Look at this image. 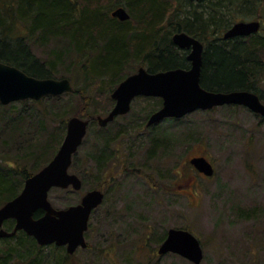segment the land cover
<instances>
[{
	"label": "trees",
	"instance_id": "16d2710c",
	"mask_svg": "<svg viewBox=\"0 0 264 264\" xmlns=\"http://www.w3.org/2000/svg\"><path fill=\"white\" fill-rule=\"evenodd\" d=\"M194 2L208 3L205 10L198 13L192 9ZM119 7L130 14L128 21L112 17L111 13ZM254 8L258 13L255 18L262 24L260 31L249 37L225 40L223 34L233 26L236 14L244 19ZM225 15L230 17L226 23L222 19ZM180 32L206 44L201 76L203 88L213 92L250 91L259 95L264 103L261 88L264 82V0H0L1 62L39 79H54L57 65L65 66L68 55L74 54L77 61L83 58L78 73L85 82L83 91L75 89L74 93L64 95L80 98V106L66 104L63 96L8 106L0 104V207L19 196L25 181L52 160L64 140L70 118L89 120L88 135L92 127L99 126L97 117L108 111L89 110L91 106L97 107L99 93L96 97L94 94L98 85L110 101L114 89L140 67L151 73L188 69L186 52L176 47L172 39ZM39 35L44 45L63 43V49L53 51L44 64L26 43L27 38H39ZM131 63L135 66L127 71ZM156 101L160 107L147 110L146 119L162 107V101ZM56 123L59 126H53ZM110 129L109 125L99 127L93 146L94 167L101 176L108 172L110 163L115 162L118 151L116 142L120 138ZM148 132L150 158L172 153L176 147L173 140L157 132L151 134V130ZM79 151L73 158L72 168L77 166ZM10 152L15 153L11 158ZM185 171L183 168L182 172L174 174L179 173L183 178ZM79 177L83 190L87 188L85 172ZM43 214L37 212L36 218ZM14 225L15 222L9 220L5 228L12 231ZM166 235L160 239L161 243ZM0 242V264H66L70 257L67 253L61 257L45 255L44 247L24 232Z\"/></svg>",
	"mask_w": 264,
	"mask_h": 264
},
{
	"label": "rangeland",
	"instance_id": "374dc122",
	"mask_svg": "<svg viewBox=\"0 0 264 264\" xmlns=\"http://www.w3.org/2000/svg\"><path fill=\"white\" fill-rule=\"evenodd\" d=\"M206 3L194 2L192 9L201 13ZM257 8L244 19L236 14L232 25L257 20ZM222 19L226 23L230 17ZM26 40L43 64L53 51L63 49V43L44 45L41 35ZM78 59L68 55L65 66L57 65L54 70V79L68 78L74 89L83 91L85 82L78 73L83 58ZM134 66L131 63L127 71ZM261 88L264 94V82ZM95 90L98 104L89 110L109 112L115 104L111 95L108 101L99 85ZM62 96L66 104L80 106V98ZM146 99H135L131 112L109 125L120 139L108 172L101 176L94 167L93 146L100 132V126H95L80 148L76 168L71 169L79 176L85 172L87 188L79 192L54 188L49 193L56 209L79 204L98 185L105 194L103 204L90 218L87 248L70 255L66 264H193L176 254H157L160 239L172 228L188 230L200 241L201 264H264V118L244 107L225 106L148 127L147 110L160 106L158 98ZM148 130L176 143L170 155L150 158ZM14 155L9 153L10 158ZM195 157L208 159L215 168L214 176L199 174L190 164ZM183 168V178L179 173L175 176ZM54 246L44 247L45 255L67 253L65 247L56 250Z\"/></svg>",
	"mask_w": 264,
	"mask_h": 264
},
{
	"label": "water",
	"instance_id": "95a60500",
	"mask_svg": "<svg viewBox=\"0 0 264 264\" xmlns=\"http://www.w3.org/2000/svg\"><path fill=\"white\" fill-rule=\"evenodd\" d=\"M201 1V0H194ZM119 21H128L130 14L119 7L111 13ZM261 21L235 23L224 34L225 40L249 37L261 29ZM173 43L181 50L189 51L188 69H173L151 73L140 67L136 73L125 78L112 92L115 106L106 116H98L97 122L105 128L117 117L130 113L132 103L139 97L162 99V107L148 120V127L166 119H182L197 111H209L224 106H241L264 118V104L259 95L250 91L213 92L201 85L204 63V44L180 32L173 36ZM75 91L68 78L39 79L21 69L0 61V104L8 106L21 101H40L46 97H59ZM90 121L72 117L67 122L66 135L52 160L38 173L29 177L22 192L13 200L0 207V240L15 237L24 232L42 246L66 247L69 255L79 248L85 249V233L94 212L101 206L105 194L98 189L87 192L81 202L66 209H56L49 200L54 188L75 191L82 189V180L70 173L74 155L88 134ZM190 164L206 177L215 174L213 164L204 157H195ZM43 216L36 218L37 212ZM15 222L12 231L4 228L5 222ZM176 254L193 264H201L204 258L200 241L190 231L172 228L160 245L158 254Z\"/></svg>",
	"mask_w": 264,
	"mask_h": 264
},
{
	"label": "flooded vegetation",
	"instance_id": "af4514ba",
	"mask_svg": "<svg viewBox=\"0 0 264 264\" xmlns=\"http://www.w3.org/2000/svg\"><path fill=\"white\" fill-rule=\"evenodd\" d=\"M203 44H204V43H203ZM204 45H205V44H204ZM184 52H186L187 55L189 54V51H184ZM188 62H189V61H188ZM189 64H190V63H189ZM114 90H115V89H114ZM139 98H140V97H139ZM143 98H146V97H143ZM113 101H114V100H113ZM114 102H115V101H114ZM114 106H115V104H114ZM112 109H113V108H112ZM112 109H111V110H112ZM111 110H110V111H111ZM131 110H132V108H131ZM127 115H128V114H127ZM125 116H126V115H125ZM120 117H122V116H120ZM120 117H117L116 119H118V118H120ZM149 118H150V117H149ZM116 119H115V120H116ZM148 120H149V119H148ZM112 123H113V122H112ZM147 123H148V122H147ZM147 126H148V125H147ZM151 127H152V126H151ZM199 174H200V173H199ZM201 175H203V174H201ZM203 176H204V175H203ZM99 190H100V189H99ZM101 191H102V190H101ZM102 192H103V191H102Z\"/></svg>",
	"mask_w": 264,
	"mask_h": 264
},
{
	"label": "bare ground",
	"instance_id": "6f19581e",
	"mask_svg": "<svg viewBox=\"0 0 264 264\" xmlns=\"http://www.w3.org/2000/svg\"><path fill=\"white\" fill-rule=\"evenodd\" d=\"M242 38H244V37H242Z\"/></svg>",
	"mask_w": 264,
	"mask_h": 264
}]
</instances>
